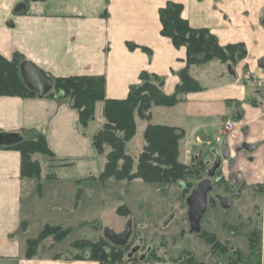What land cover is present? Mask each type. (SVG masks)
<instances>
[{"label": "crops", "instance_id": "1", "mask_svg": "<svg viewBox=\"0 0 264 264\" xmlns=\"http://www.w3.org/2000/svg\"><path fill=\"white\" fill-rule=\"evenodd\" d=\"M168 3L180 4L189 27L209 30L221 47L242 44L248 62L263 58L264 30L257 24L264 19V0H0V56L10 60L21 54L51 80L102 77L106 100H124L143 73L161 79L162 93L172 96L181 84L187 51L160 33L159 10ZM201 68H188L201 90L178 95L174 107H153L148 124L183 130L184 145L191 149L212 155L229 151L225 161L231 168L224 165L217 171L216 179L221 176L223 184H214L216 195L209 197L207 208H227L234 198L242 200L239 225L231 227L230 241L218 239L230 254L200 259L197 250V263L264 264V101L231 68L226 76ZM94 113L82 127L78 111L67 101L0 96V264H99L60 256L56 248L25 257L27 242L46 225L71 230L90 224L87 196L106 162L93 145L105 124L103 101L95 104ZM227 120L235 122L229 131L224 130ZM148 124L137 126L138 137ZM215 128H223L226 137L211 135ZM33 131L44 135L52 153L33 156L40 166L37 179L22 176L21 155L8 148ZM234 188L239 191L231 195ZM209 224L204 231L214 234ZM243 228L245 249L237 242ZM214 256L220 260L212 261Z\"/></svg>", "mask_w": 264, "mask_h": 264}, {"label": "trees", "instance_id": "2", "mask_svg": "<svg viewBox=\"0 0 264 264\" xmlns=\"http://www.w3.org/2000/svg\"><path fill=\"white\" fill-rule=\"evenodd\" d=\"M34 0H24L27 4ZM182 6L168 3L159 10L161 35L171 40L175 48L185 47L187 51L186 68L180 73L181 84L175 94L165 96L161 92L163 82L156 76L146 73L140 75V84L130 88L124 100H106L104 96V79L102 77H67L52 79L51 91L44 95L56 100H64L79 113V122L86 127L94 119L95 104L104 102L103 129L94 136L93 145L99 155L109 148L106 162L99 180L130 182L140 179L147 184H168L180 179L184 168L177 159L180 142L185 133L181 129L167 126H147L143 134L145 146L139 156L135 174L131 175L132 160L125 155L126 143L135 135V115L145 118V112L153 106L174 107L178 103V95L199 91L197 84L190 78L188 68L201 65L211 60L226 62L231 60L229 54L240 50V56L245 51L242 44L221 47L216 38L207 29L195 30L181 18ZM242 50V53H241ZM28 62L23 55L15 53L10 60L0 56V96L29 98L37 95L24 82L20 70ZM149 78L153 79L152 81ZM38 96V95H37ZM43 97V96H42ZM32 138H27L8 147L21 155V174L24 177L38 178L40 166L33 159L34 155L52 156L46 140L40 132H31ZM122 165L119 166V162ZM118 212V210H117ZM71 230L46 225L39 235L26 244L25 257L31 258L41 252L42 244L51 240L49 248L66 239ZM204 234V233H203ZM202 237H204L202 235ZM209 243L214 237H204ZM254 243L255 238H252ZM74 242L75 249L86 248L88 258L75 256L76 259H87L105 264H116L123 260L124 252L108 245L106 242H86L82 246ZM215 250L226 254V246L215 243ZM109 249V251H107Z\"/></svg>", "mask_w": 264, "mask_h": 264}, {"label": "rangeland", "instance_id": "3", "mask_svg": "<svg viewBox=\"0 0 264 264\" xmlns=\"http://www.w3.org/2000/svg\"><path fill=\"white\" fill-rule=\"evenodd\" d=\"M261 23L262 19L259 20L257 26L262 28ZM243 50L245 51V48H243ZM229 58H231V60L226 62L211 60L210 62L197 66L199 68L202 67L201 69L206 71H210L211 69L214 71H220V76H226V68H231L232 75L235 74L236 78L240 77L243 83L249 87L251 93H253L256 98L261 99L256 94L259 90H264V69L259 68L257 63L258 61L255 62L257 57L248 62L249 58L246 51L244 56L241 57L240 50L237 49L233 54H229ZM213 70L212 72L214 73ZM215 73L217 74V72ZM232 75L230 76L233 79ZM149 80L152 81L153 79L149 78ZM192 80L197 84L199 90H201L200 84L196 80ZM181 95L182 94L179 96ZM153 107L168 108L152 105L149 110L145 112V118H140L135 115V135L126 143L125 148V155L133 162L131 175L136 172L139 156L145 146L143 137L141 138L137 136V126L139 124L143 125L150 122V110ZM191 121L192 125H194L192 127L193 129L196 124L194 123L193 118H191ZM147 126H150V124ZM210 131L211 135H216L218 138L223 139V137H226L223 133V128L219 131L216 128ZM32 137L33 135L30 134L28 138ZM109 151V148L106 147L103 154L105 159ZM179 152L177 161L183 165L184 168L182 169L181 178L174 180L172 183L147 184L140 179H133L130 182L109 179L106 181L99 180L92 183V195L90 193V195L87 196L88 218L90 224H81L74 229H71L68 238L62 240L60 243H57L51 247V249L56 248L57 251H55V253L59 252L58 255L60 256L84 257V255H88L87 252L89 250L86 248H73L72 244L74 242H78L77 245L79 247L84 245L86 242L96 243L98 240L106 242L110 245L108 240L103 236L105 231L108 230L113 232L114 235H117L118 233L124 231V227L127 223H129L131 235L127 240L128 250L132 247V245L138 243L137 236L141 233L140 235L143 236V240L140 252H144L146 246L152 245L154 249L158 250L157 253L162 256L163 249H169L172 245H179L185 240H188L191 243L192 250H194L196 260H199L200 257V259H207L211 254L209 253L210 249L208 244L201 239H198L196 236H180V232L187 233L186 231L188 229V222L185 217L187 209L185 199L197 186V184L206 178V172L214 160V155L211 153L209 154V152H203L200 148L191 149L190 146H185L184 139L180 142ZM122 164V161H120L119 166ZM224 165L228 166L227 169L230 170L231 165H228L225 160H223L220 170L224 168ZM217 175L218 172H216L215 176L211 179L213 187L209 197H214L216 195L218 187L215 188L214 184ZM232 175L234 174H230V177ZM228 184L229 183L227 182V190L230 189ZM238 191V188H234L231 195L237 193ZM228 195L229 194H225L222 198L228 197ZM83 206L84 205H80L79 210H81ZM223 207L224 206L218 208L217 210L207 208L206 212L202 216L200 226L201 229L204 230L207 229L206 225L210 223L209 228L214 235H216L217 239L221 241H230V237L232 235H230L229 227H232L233 229V227L237 228L239 225L238 212H241V209L244 207V202L238 199L235 200L234 198L233 204H230L227 208ZM82 213L83 212L79 211L78 216L81 217L83 215ZM244 228L239 231L237 242L238 245H242L245 249V247H248V243L246 233L242 231ZM170 237H176V241L171 243ZM162 238L165 239L166 243L163 248L159 245ZM50 244L51 240L42 244L40 253H44L45 251L47 252L50 249ZM224 245H226V242H224ZM226 248L228 251L227 246ZM197 250H199L200 257L198 256L199 253ZM204 250H208L206 252V257L203 253ZM126 253L127 250L124 251V256ZM227 254H230V252H227L224 255ZM210 258L212 261L220 260L219 257L216 258L215 256ZM94 262L105 264L97 261Z\"/></svg>", "mask_w": 264, "mask_h": 264}, {"label": "water", "instance_id": "4", "mask_svg": "<svg viewBox=\"0 0 264 264\" xmlns=\"http://www.w3.org/2000/svg\"><path fill=\"white\" fill-rule=\"evenodd\" d=\"M23 8L19 6L18 10ZM262 27L264 29V19L262 20ZM259 68L264 69V57L259 61ZM21 76L26 83V85L37 93L38 96L42 97L48 94L52 89V81L50 78H47L45 74L36 68L33 64L27 63L21 67L20 70ZM258 96L261 100L264 101V91H259ZM238 118V116H236ZM214 160L210 168L206 172V178L201 180L197 186L192 190L191 194L186 200L188 206V221L191 232L199 233L200 232V222L202 216L204 215L207 208V197L208 194L212 191V182L211 179L215 176L216 172L220 170L223 160H227L229 156V151L227 148H224L220 154L216 151H213ZM234 176H231L233 180ZM226 202V200H223ZM131 233L130 224L126 226L125 230L115 236L113 232L106 230L105 236L116 246H124L128 240V237ZM137 249H134V251ZM187 248L182 249H173L166 252L171 263H177L182 256L187 255Z\"/></svg>", "mask_w": 264, "mask_h": 264}, {"label": "flooded vegetation", "instance_id": "5", "mask_svg": "<svg viewBox=\"0 0 264 264\" xmlns=\"http://www.w3.org/2000/svg\"><path fill=\"white\" fill-rule=\"evenodd\" d=\"M261 60V59H260ZM259 60V61H260ZM259 61H258V64H259ZM259 91H264V90H259ZM258 91V92H259ZM258 92H257V96H258ZM223 179L222 177H218V179H216V185L218 184H223ZM211 193V192H210ZM209 193V194H210ZM191 194V193H190ZM189 194V195H190ZM209 194H208V197H207V206H208V202H209ZM189 195L186 197L185 201L187 200V198L189 197ZM186 220L188 222V229H187V233H184V232H180V236H185V237H192V236H196L198 239H201L202 241H204L205 243L208 244L209 246V249H210V253L211 254H216V253H221L220 251L218 250H215V243H219L218 239L216 238V236L214 234H208L207 232H205L204 230L201 229V226H200V232L199 233H194V232H191L190 230V226H189V221H188V206L186 204ZM207 210V208H206ZM206 212V211H205ZM201 223V222H200ZM128 225V223L126 224V226ZM126 226L124 227V230L126 228ZM229 231H230V235H232V230H231V227H229ZM106 232V231H105ZM123 232V231H122ZM121 232V233H122ZM204 233V234H203ZM114 234V233H113ZM120 234V233H118ZM117 234V235H118ZM141 233H139V236H137V241L138 243H136L135 245H132V247H130V249L128 250V243L126 242V244L124 246H116L114 245L106 236H105V233H104V237L105 239L108 240V242L110 243L111 246L115 247L116 249L120 250L121 251H125L127 250V253L125 254V256L123 257V260L122 262L120 263H116V264H198L197 261H196V257H195V253H194V250H192V247H191V243L188 241V240H185L183 243H180L179 245L175 244V245H172L169 249H163L162 251V256L159 255L157 252L158 250L157 249H154V247L152 245H148L146 246L145 248V251L144 252H140L141 248H142V240H143V236L140 235ZM115 235V236H117ZM131 235V233H130ZM129 235V236H130ZM202 235L205 237L207 236H212L214 237V242L213 243H209L204 237H202ZM129 238V237H128ZM186 239V238H185ZM170 240H171V243L175 242L176 241V237H170ZM99 241V240H98ZM165 239L162 238L159 242V245L162 246L161 248H163L165 246ZM186 247L187 248V251H188V254L187 255H184L181 257V259L177 262V263H171L168 259V257L166 256V252L169 251V250H173V249H182ZM134 249H137L134 251ZM109 251V249L107 250ZM228 251L230 252V248L228 247ZM86 258H88L87 255H84Z\"/></svg>", "mask_w": 264, "mask_h": 264}, {"label": "built area", "instance_id": "6", "mask_svg": "<svg viewBox=\"0 0 264 264\" xmlns=\"http://www.w3.org/2000/svg\"><path fill=\"white\" fill-rule=\"evenodd\" d=\"M235 125V122L234 121H231V120H227L224 122V130L225 131H229L231 130Z\"/></svg>", "mask_w": 264, "mask_h": 264}]
</instances>
